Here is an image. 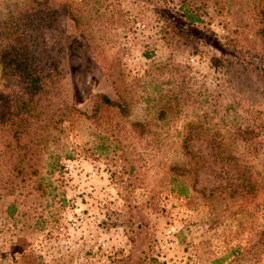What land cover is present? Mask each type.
Instances as JSON below:
<instances>
[{"label":"rangeland","instance_id":"rangeland-1","mask_svg":"<svg viewBox=\"0 0 264 264\" xmlns=\"http://www.w3.org/2000/svg\"><path fill=\"white\" fill-rule=\"evenodd\" d=\"M71 1L87 10V27L80 32L58 13L42 33L72 106L89 113L88 92L115 99L118 77L128 83L151 65L169 63L185 66L190 98L179 119L167 106L160 126L168 138L159 151L133 137L127 124L117 143L95 119H74L60 132L52 128L47 145L58 167L41 168L43 193L18 196L9 215L12 197L0 192V264H208L236 242L248 244V198L229 201L231 213L220 216L227 204L198 191L215 186V176L199 170L193 182L189 174L169 173L171 164L185 159L176 131L191 119L193 98L201 101L200 111L229 119L209 125L219 140L233 125L264 121V94L249 113L256 84L248 72L228 65L239 49H248V7L233 10L224 0H208L186 40L171 33L169 24L181 19L167 0ZM142 117L140 106L129 107L128 119ZM201 139L195 147L207 148ZM259 140L264 146V128ZM242 253L248 264V250Z\"/></svg>","mask_w":264,"mask_h":264},{"label":"trees","instance_id":"trees-1","mask_svg":"<svg viewBox=\"0 0 264 264\" xmlns=\"http://www.w3.org/2000/svg\"><path fill=\"white\" fill-rule=\"evenodd\" d=\"M207 1H164L172 3L181 19L169 24L172 35L190 39L189 26L202 20L198 11L204 10ZM242 3L248 7V49H239L228 65L248 72L249 81L256 84L249 95L250 113L264 94V0H224L226 8L233 10ZM84 12L87 14L81 3L71 0H0V84H4L0 90V192L12 197L5 207L9 215L16 210L18 196L32 191L43 193L41 168L53 170L57 166V157L47 145L52 128L60 132L74 119H95L117 143V136H121L118 134L127 124L133 137L159 151L168 138L160 126L167 106L173 105L170 111L179 119L190 98L191 93L185 89L189 82L183 72L185 66L169 63L151 65L128 83L117 76L113 81L115 99L102 92H88L89 113L72 106L61 70L44 50L42 29L58 13H64L82 32L87 27ZM191 104L195 110L190 112L191 119L176 131L185 159L171 164L169 173L175 178L189 174L193 182L199 170L215 176V186L198 191L207 200L227 204L220 208V216L231 213L229 201L248 198V244L240 245L238 241L229 247L227 255L233 258L226 264H247L243 250H248V264H260L264 256V146L259 137L264 121L248 119V124L233 125L230 132L226 131V140H219L215 132H208L209 125H225L229 119L216 116V110L211 114L200 111L202 103L196 97ZM131 105L143 109L141 119H128ZM200 138L208 141L207 148L195 147ZM227 255L208 264H221Z\"/></svg>","mask_w":264,"mask_h":264}]
</instances>
